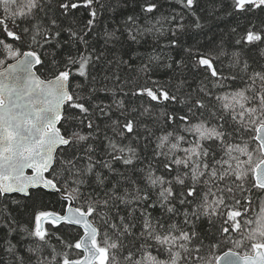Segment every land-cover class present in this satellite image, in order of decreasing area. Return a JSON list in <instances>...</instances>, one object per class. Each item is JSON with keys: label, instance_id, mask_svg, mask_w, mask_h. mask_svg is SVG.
<instances>
[{"label": "snow or ice", "instance_id": "obj_1", "mask_svg": "<svg viewBox=\"0 0 264 264\" xmlns=\"http://www.w3.org/2000/svg\"><path fill=\"white\" fill-rule=\"evenodd\" d=\"M0 264H264V0H0Z\"/></svg>", "mask_w": 264, "mask_h": 264}]
</instances>
